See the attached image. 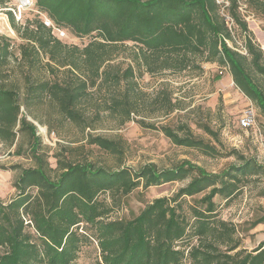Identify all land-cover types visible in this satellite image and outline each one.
I'll return each instance as SVG.
<instances>
[{"label": "trees", "instance_id": "16d2710c", "mask_svg": "<svg viewBox=\"0 0 264 264\" xmlns=\"http://www.w3.org/2000/svg\"><path fill=\"white\" fill-rule=\"evenodd\" d=\"M35 2L58 29L90 36L83 47L71 46L41 19L23 27L14 25L27 41L21 45L20 59L31 70L44 54L51 68H63L77 76V81L64 84L26 79L30 98L49 92L57 98L62 113L75 122L83 118L77 106L90 87L101 91L110 80L121 83L122 76L111 70L110 62L118 47L127 42L139 44V64L153 71L156 66L185 70L190 67V55L206 54L209 61L229 68L236 85L264 115V51L241 16L237 0H228L226 10L244 36L245 52L230 44L234 35L221 12L225 5L217 0ZM9 14L15 24L12 12ZM10 46V39L0 33V77L2 67L12 59ZM126 72V77H133L131 66ZM128 84L120 98L105 102L124 115V122L135 112L136 93L132 83ZM168 102L173 110L176 103L170 98ZM21 107L15 87H8L6 81L2 84L0 78V118L4 119L0 132L13 141L14 128L21 122L36 149V127L20 116ZM162 128L178 145L216 152L215 146L194 138L190 130L182 137L170 127ZM206 130L217 138L210 128ZM90 143L117 157L124 154L121 143L114 139L96 136ZM239 156L244 163L222 173H195L190 164L164 169L147 163L137 169H110L60 158L59 173L53 177L48 163L34 154L37 166L22 169L14 183L17 195L9 202L0 201V264H77L82 246L92 238L100 249L98 264H264V242L252 250L242 247L237 226L217 215L215 196L230 200L240 189L238 174L259 171L255 161ZM186 179L188 183L172 196L155 198L138 216L109 218L122 195L141 186ZM32 187L35 193L29 191ZM199 193H204L205 207L190 205L186 212L184 200ZM30 227L34 232L27 230Z\"/></svg>", "mask_w": 264, "mask_h": 264}, {"label": "rangeland", "instance_id": "374dc122", "mask_svg": "<svg viewBox=\"0 0 264 264\" xmlns=\"http://www.w3.org/2000/svg\"><path fill=\"white\" fill-rule=\"evenodd\" d=\"M22 1L0 0V33L10 39V51L13 53L10 63L2 67L0 78L2 84L6 81L8 87H15L22 105L20 116H26L35 125L38 144L36 149L32 148L30 133L21 129V122L14 128L16 136L13 141L0 132V201L9 202L17 195L14 183L22 169L37 166L34 154L48 163L49 173L53 177L59 173L56 167L60 158L73 162L88 161L110 169H137L147 163H155L164 169L190 164L195 166V173H222L243 164L244 160L239 156L243 155L245 159L255 161L259 171L242 175L234 170L241 179L240 189L230 200L215 196L217 215L237 226L242 247L252 250L263 243L264 115L258 105L236 85L229 68L209 61L206 54H198L190 55V67L185 70L156 66L157 69L153 71L150 66L139 64L136 55L139 44H121L110 62L111 70L122 76L121 83L115 84L110 80L101 91L90 87L77 106L83 118L75 122L62 113L57 98L49 92L30 98L26 79L32 77L34 80L64 84L77 81V76L63 68H51L48 65L50 60L44 54L36 68L31 70L20 59L21 45L27 41L14 25L23 27L28 21L41 19L53 28L52 33L57 38L71 46L83 47L90 36H77L68 29H58L46 12L39 11L35 0L26 6ZM217 1L225 5L221 12L234 35V43L230 41V44L242 50L244 36L234 27L227 13L228 0ZM237 4L254 39L264 51V0H237ZM9 11L14 16L15 24L10 19ZM130 66L133 77H126V70ZM129 82L136 93L132 96L135 112L131 119L124 122V115L108 108L105 102L120 98ZM169 98L176 103L173 110H169ZM248 107L254 109L256 122L252 128L244 129L238 120ZM0 126H4V119L0 118ZM162 127H170L182 137L190 130L194 138L204 139L215 146L216 152L178 145ZM207 127L214 131L217 138L206 130ZM96 136L119 141L124 154L117 157L90 143L91 137ZM187 183L188 179L148 188L141 186L130 194L122 195L109 218L132 219L155 198L172 196ZM29 191L35 193L36 188L32 187ZM204 193L188 196L184 200V210L187 212L190 205L204 208ZM27 230L34 232L32 227ZM100 260L98 243L92 238L91 242L82 246L77 264H98Z\"/></svg>", "mask_w": 264, "mask_h": 264}, {"label": "built area", "instance_id": "2783aa9c", "mask_svg": "<svg viewBox=\"0 0 264 264\" xmlns=\"http://www.w3.org/2000/svg\"><path fill=\"white\" fill-rule=\"evenodd\" d=\"M32 3V0H23L22 4L24 6L29 5ZM242 52H245V49L241 50ZM239 125L244 129H250L255 125L256 122V116L254 109L251 107L246 108L242 115L239 117Z\"/></svg>", "mask_w": 264, "mask_h": 264}]
</instances>
